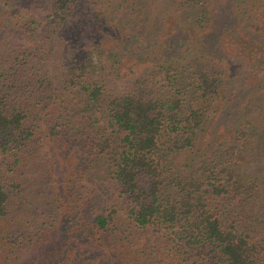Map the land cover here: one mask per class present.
<instances>
[{
    "label": "trees",
    "instance_id": "obj_1",
    "mask_svg": "<svg viewBox=\"0 0 264 264\" xmlns=\"http://www.w3.org/2000/svg\"><path fill=\"white\" fill-rule=\"evenodd\" d=\"M221 1L211 41L214 0H0V264H264V103L203 132L264 77V0ZM175 28L147 68L105 48Z\"/></svg>",
    "mask_w": 264,
    "mask_h": 264
},
{
    "label": "rangeland",
    "instance_id": "obj_2",
    "mask_svg": "<svg viewBox=\"0 0 264 264\" xmlns=\"http://www.w3.org/2000/svg\"><path fill=\"white\" fill-rule=\"evenodd\" d=\"M214 5L216 12V21L214 22V26L212 28V32L206 33L205 36H209L210 40L213 41L214 36H216L215 30L220 32L221 28L225 27H230V24L228 25H222L221 23L225 22L228 20V12L224 7L226 4H223L221 0H214ZM213 3V4H214ZM231 10V9H230ZM173 21V20H172ZM231 28V27H230ZM167 29V28H166ZM176 29V28H175ZM184 31V32H183ZM181 31L180 29H176L173 32L167 33L165 36L164 34L162 36H159L158 38L160 41H154L152 40L153 38H140V41L134 40H125L122 42V38L117 37L116 42L111 44V46H106V50L112 54L119 55L122 57V60L125 62V65L120 66L121 70H127V67L129 65H135V64H144L147 63V65H144V67H150L155 63L154 57H160V56H169L171 54L178 55L180 54L181 50L176 49L175 47L179 44L177 40H182L184 39L188 33L186 29H183ZM247 30L244 29V33H246ZM254 32V33H253ZM251 31L250 29L248 30V33L254 38V39H261L260 33ZM214 33V34H213ZM246 33V34H248ZM219 34V33H218ZM213 37V38H212ZM112 39V37H110ZM216 39V37H215ZM122 42V43H121ZM121 43V44H118ZM171 43V44H170ZM176 43V46H175ZM168 44V47L162 51L166 45ZM217 44H212L211 47L213 49H216ZM136 47H139V49H136ZM210 47V46H209ZM135 51V52H134ZM222 55H225L228 58L229 62V69L232 71L234 67V62L236 59L234 58H229V54H226V51L224 52L223 50L220 51ZM167 58V57H166ZM121 63V62H120ZM128 64V65H126ZM224 65V63H223ZM241 65H244L242 62ZM232 75L229 77V90L226 93V99L221 107L219 113L215 115L210 121L209 125L205 128V134L206 136L210 135H216L217 133L223 132L225 130H228L231 128V126L235 123L237 115L240 113L241 109L240 106L243 104L247 108L251 110H255L256 112H253V114L256 115L258 112V109L255 107L257 104H263V101L257 100L253 101L252 100V105L248 103H244L247 101V99H258L259 95L261 97V93L264 92V77L261 76L260 74H253V75H248L245 72V67L242 66V68L239 69L237 72H231ZM262 98V97H261ZM254 171L251 173L253 175H258L259 179L261 178L262 183L260 185V189L262 196H264V161L258 162L256 165V162H254ZM253 165V166H254ZM251 166V167H253ZM264 200V198H263ZM142 235L147 237L149 240H152L156 238V236L161 234V232H155L151 228L143 229ZM162 235V234H161Z\"/></svg>",
    "mask_w": 264,
    "mask_h": 264
}]
</instances>
